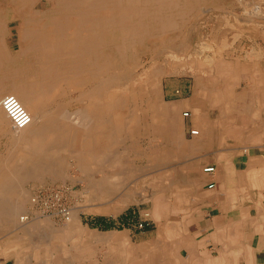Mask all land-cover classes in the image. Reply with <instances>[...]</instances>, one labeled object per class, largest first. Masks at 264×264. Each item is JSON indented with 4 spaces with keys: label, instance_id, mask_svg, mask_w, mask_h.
<instances>
[{
    "label": "bare ground",
    "instance_id": "1",
    "mask_svg": "<svg viewBox=\"0 0 264 264\" xmlns=\"http://www.w3.org/2000/svg\"><path fill=\"white\" fill-rule=\"evenodd\" d=\"M201 1L0 0V100L4 97L3 93L9 92V95H14L31 116L29 124L17 128L6 109L0 104V129L4 133L11 134L10 142H12L9 156L0 163V235H4L0 240V257L8 259L13 256L16 260L15 264H85L72 248L70 250L57 245L55 240L46 242L42 237L43 233L39 232L41 226L50 229V225L47 223V216L42 215V211L41 215H37V210L35 212L33 208L35 198L30 199L29 192L24 189L26 181L40 179L46 175L62 178L65 175L66 166L70 164L68 160L74 159L73 164L82 172V180L86 181L92 189L94 194L91 197L92 200L101 201L93 203L95 207L92 209L99 212L115 213L125 208L131 201V195L134 194L129 190H123L125 193L122 191L124 194H119L121 198L112 199L117 190L124 187V182L134 175L133 171L138 170L136 165L130 162L129 153L130 149L136 151L134 139L141 134L142 129L148 136L160 139L157 145L159 154L154 157L156 161L154 166L159 167L158 172H163L162 165L158 166V163L164 164L171 159L170 156L175 159L177 156L185 154V150L182 148L189 143L185 136L184 113H179L176 103L170 105L163 101L158 79V75H161L159 70H153L147 77L140 78V83H134L135 89L130 87L131 81L128 75L131 71L129 68V70L125 69V71L128 70L127 76L122 73H118V75L114 70L117 69L116 64L119 60L118 64H121L123 59H128L130 56L133 61V54L132 52L128 53V50L134 44L144 45L149 40L160 39L164 42L167 40L169 43L167 46L175 48L168 53L169 56L177 58L181 55L178 46L185 47L187 36L182 35L180 41L179 35H175L174 38L167 35L175 30L185 31L186 27H192L190 20L194 13L200 10L198 4ZM236 1L246 2L245 6H249L252 3L255 4L256 0ZM249 12L257 14L258 8ZM13 26L17 27L19 42L15 51L10 49L8 42L13 32ZM230 26L232 25L230 24ZM233 41L231 42L233 43ZM107 48L111 49L109 61L106 57L108 55ZM192 51L190 52L192 53ZM250 51L254 53L252 50ZM256 52V55H261V51L256 50ZM28 55L32 58L29 64L17 63V60L22 59L21 57L25 58ZM117 58L119 59L115 60ZM213 62H207L208 67L204 69L206 73L213 69L211 68ZM13 63H17L18 66L10 67L11 65H8ZM119 68L121 69V67ZM199 76L201 77V75ZM31 77L32 79H30ZM196 78L198 77L196 76ZM152 81L154 83L150 87L149 83ZM88 86L90 89L86 90ZM195 90L197 91V89ZM65 92L70 94L78 92L77 96L80 98L77 101L76 112L70 115L59 114L54 110V105L59 101L58 96ZM138 100H141L142 103L146 102L145 109L138 107ZM129 107H132L131 111ZM135 108L138 113L134 111ZM144 115L147 121L142 120ZM125 126H130L131 129L129 135L124 134L125 137H123L121 133ZM200 130L196 127L191 129V133L193 136H197L200 134ZM126 139L132 140L129 141L130 144ZM162 139H167V143L171 141L169 145L172 148L168 149L167 145H163V142L166 143V141L161 143ZM137 151L139 153L140 149L138 148ZM145 153L147 154V151ZM209 167L215 168L214 165ZM143 170L141 172L146 171ZM95 172L108 173H102L103 176L96 177ZM202 172H205V168L202 169ZM214 172L215 170L205 173L211 175ZM151 173H145L148 175L145 181H148L150 177L149 181L155 182L154 187L159 188V192L165 191V188L161 187L170 186H172L168 189L170 193L179 192L177 186L179 179L177 180L173 176L166 178V175L169 174H166L163 179L162 176ZM147 194L146 190L140 191L141 198L144 200L153 198L155 202L153 212L160 225V232H170L174 226L171 227L161 220V204L167 195L164 196V193H160L154 197ZM29 199L28 207L26 203ZM31 206L33 207L31 208ZM78 214L77 209L73 211L71 208L64 214V224L60 225L62 233L68 232L71 239H80L81 235H84L95 238V241L102 240L105 242L104 260L109 262L110 256L113 255L115 260L110 263L122 264L120 251L122 249L126 251L127 242L124 240L126 232L111 231L108 232L109 234H105L99 230L91 229L88 225H83ZM171 219L173 218L171 217ZM51 227L53 226L51 225ZM106 246L107 248H105ZM173 248H176L175 244ZM33 249L34 251H32ZM29 250L33 253L31 251L29 253ZM56 252H60L61 256L55 255ZM49 253L51 257H47ZM40 255L45 258H40ZM81 257H85V255H81ZM126 257L127 260L124 261V264L162 263L160 246L149 252V257L145 259L130 260L128 255Z\"/></svg>",
    "mask_w": 264,
    "mask_h": 264
},
{
    "label": "crops",
    "instance_id": "2",
    "mask_svg": "<svg viewBox=\"0 0 264 264\" xmlns=\"http://www.w3.org/2000/svg\"><path fill=\"white\" fill-rule=\"evenodd\" d=\"M245 51L217 58L204 77L192 75L176 102L179 113L189 112L183 118L189 144L181 155L178 195L161 204V220L173 229L138 237L131 227H115L120 211L103 212L93 229L127 232L133 248L160 246V264H264V52ZM196 127L200 134L193 136ZM213 165V174L202 172ZM127 251L130 260L147 254L144 248ZM15 261L0 257V264Z\"/></svg>",
    "mask_w": 264,
    "mask_h": 264
},
{
    "label": "rangeland",
    "instance_id": "3",
    "mask_svg": "<svg viewBox=\"0 0 264 264\" xmlns=\"http://www.w3.org/2000/svg\"><path fill=\"white\" fill-rule=\"evenodd\" d=\"M210 1H211V4L209 5ZM200 3H202V4H200ZM200 3L198 4L200 10L197 11L196 13H194L193 17L191 18L192 20H190L192 23V27H189V26L186 27L185 31L175 30L172 33H169V35H167L168 37L172 36L171 38H174L175 35H179L180 41H181L182 35L187 36L186 37L187 44L185 45V47L178 46L180 49L178 51H180L182 53L181 55H179L177 58L169 56L168 53H170V51L172 52V50H175V48H171V47L167 46L169 44V43H167V40L165 42L161 41L160 39H158L157 41L156 40H149V42L147 43L149 45H147V44L143 45V44L136 43L137 45L134 44V46L129 49L131 51L128 50V53L132 52V54H133L132 60L134 62L131 61L130 56L128 57V59H123L124 64L123 63L118 64V63H120L119 62L120 60H119V61H117V64L115 63L117 65V69H115L114 71H116L117 74L122 73V75L127 76L128 75L127 72L130 69L131 73H129V75H128L130 77L129 80L131 81L130 87L134 88V83H140V80L142 78L147 77L148 74H151L153 70H155V71L159 70L158 72H160L161 75H158V79H159V84H160L161 90H162V99L164 102L172 105V104H175L178 99H180L181 95H183V89H187L188 86H190L192 79H193L192 75L198 76L200 74L202 76L205 73L204 69H205V67H208L209 62H213V60L215 61L217 58H220L224 55L225 56L231 55L232 53H234V55H235V53L241 54V50H244V51L245 50L246 51L252 50L254 52V53H252V55L254 54V56L257 53L256 50L264 52V0H256L255 4L252 3L249 6H245L247 4L246 2L240 3L239 1L237 2L236 0H234V1L233 0H202ZM205 3H207V4L205 5ZM227 4H228V6H227ZM256 8H258L259 14L258 13L256 14L255 12H253V13L249 12L250 10L254 11V9H256ZM224 13L226 14V16ZM236 18H238V19H236ZM233 20H236V21H233ZM237 20H239V21H237ZM243 21H245V22L243 23ZM239 22H241V23H239ZM230 24L232 26H230ZM227 25H229V26H227ZM12 31L13 32L11 33V36L9 37L8 42L10 44V46H9L10 49L12 51H15V50H17L18 45H19L17 27L13 26ZM205 37H207V38H205ZM230 40L231 41L234 40L233 43ZM203 43L204 44L206 43L207 46H206V44H205V46H203L204 45ZM210 45H212V46H210ZM148 46H149V48H148ZM203 47H204V49H202ZM206 47L207 48L210 47V48L207 49ZM254 47H256V48H254ZM108 49H110V48L106 49L107 50L106 52L108 54V55H106V57H107V60L109 61L110 55H111V53H110L111 49L110 50H108ZM151 49H152V51H151ZM136 51H137V53H136ZM190 51H192V53ZM132 54H131V56H132ZM188 54H189V57H187ZM261 54H263V53H261ZM257 55L260 56V54H257ZM27 57H25V58L21 57L22 59L17 60L18 61L17 63H21L24 65L29 64V62L32 60V58L30 55H28ZM205 57H207V58H205ZM125 58H127V57L125 56ZM118 59L119 58H117L115 60H118ZM204 59H206V60H204ZM208 59H210V60H208ZM211 59H212V61H211ZM17 63L8 64V65L9 66L11 65L10 67H14V66H18ZM154 64H155V66H154ZM123 66H124V68H123ZM119 67H121V69ZM202 67H204V68H202ZM123 69H124V71H123ZM125 69H128V70L125 71ZM169 69H170V71L171 70H173V71L170 72ZM32 77L30 79H32ZM104 82H106V81H104ZM153 83H154V81L149 83L150 87L153 86ZM87 88L90 89L89 86L86 87V90H88ZM168 89H172L171 91H173V93H170L169 91H168L169 92L168 93L167 92ZM180 89L182 90V93H181ZM6 94L9 95V92L3 93L2 96H6ZM77 94H78V92H75L73 94H70L69 92H65L62 95H59L58 100L60 102L57 101V104L54 105V110H56V112L59 114L65 113V114L70 115V114L75 113L77 110L76 107L78 105L77 101H78V99H80L77 96ZM167 94H168V96H167ZM138 101H139L138 107H142V108L144 107L143 109H145V105H147L146 102L142 103L141 100H138ZM131 102L133 103V101H131ZM58 104L60 105V107ZM129 108L131 111L132 107H129ZM134 111L136 113H138L136 108L134 109ZM134 111H133V113H135ZM183 116H185V112H184ZM188 116H189V112H188V115L185 117H188ZM142 120L147 121V118H145V115L143 116ZM12 127H13V125H12ZM130 129H131L130 126H125L123 128V131L121 133L123 135V137H125V135H127V134L129 135ZM144 133H145L144 129H142L141 134H139L134 139L135 140L134 142L136 143V146H134V148L136 147L135 148L136 151L130 149V153H129V159H131L130 162L133 163L134 165H136V167L139 171L135 169L133 171V172H135L134 175L129 177L127 179L128 181L124 182V187H120V189L117 190V192L113 195L114 198L112 197V199H114V200L121 198L120 195L125 193L123 190H125V191L129 190L130 193L131 192L134 193L133 196L131 195V201H130L131 203L129 202V204L126 205L125 208L120 210L119 215H118L119 218L114 219V224H115L116 228L131 227L133 233L138 234V237L139 236L144 237L147 235L150 236L151 234H155L157 232L159 233V236H160L161 232H160V230L158 231V228H160V225H158L159 223L156 221L157 219L155 218L156 219L155 220L152 217V216H154V212H153L152 208H153L155 202H154L153 198H150L148 200L147 199L144 200L143 198H141L140 191L146 190V192L148 193L147 194L148 196L153 195L154 197H155V195H160V193H164V196L167 195V196H165V198H168V199H173L175 196H177L178 195L177 193L172 194L168 190L172 186L167 187V188L161 187V188H165V191L159 192V188L154 187L155 182L149 181L150 177H149L148 181L147 180L145 181V179L148 178V175H145V173L147 174V172H152L151 173L152 175H156V176L160 175V176H162L163 179H164L166 174H169V175H166V178L168 176H170V177L173 176L177 180L179 179L178 180L179 182H177V184L181 185L183 183V176H182L183 172H179V170L181 171L180 163H181V157L182 156H180V155L177 156L176 157L177 159L176 158L173 159L174 157L170 156L171 159L169 161L165 162L164 164L158 163V166L161 164L162 165L161 169H163V172H158L159 167H157V165L154 166V163L156 162L154 160V157L159 154V146H157V145H158L160 139L158 137H155V136H148L146 133L145 134ZM190 134L192 135L191 130H190ZM126 140L129 144L132 141V140L130 141L128 139H126ZM10 141H11V134L10 133H4V131H1V129H0V163L9 156V153L11 150L10 146L12 145V142H10ZM9 143H11V144L9 145ZM168 145H167L168 149L172 148L171 145H169V146ZM138 148L140 149L139 153L137 151ZM6 149H8V150H6ZM182 150H183V148H182ZM6 151H8V152L5 153ZM146 151H147V154L145 153ZM136 154H138V155H136ZM169 154L171 155V153H169ZM68 161H69L68 163H70V164L67 163L68 165L66 166V171L64 173L65 174L64 177L53 178V177H50L49 175H46L40 179H31L29 181H26L25 182L26 184L24 183L26 185L24 187V189H26L27 192H29L30 199L36 198V200L35 199L33 200L34 207L31 206V208L33 207L35 212H36V210L38 211L37 215H41V211H42V215L47 216V223L50 225L49 226L50 229H48V227H46V226H41L40 231L39 230L38 231L43 233L42 237L45 238L46 242H50L51 240H55L56 241L55 243L57 245L64 246L66 249L72 248L73 250H75L74 252H76L79 255V259H81L82 262L84 261L85 264H112L110 262L115 260L113 255L110 256L109 262H106L104 260L105 257L103 256V252H104L103 247L105 246V242H103L102 240H100V241L96 240L95 241V238L87 237V236L85 237L84 235H81L80 239H71V236L68 234V232L62 233V226L64 224L63 222H64V218H65V216L62 217V210L64 208H69V209L71 208V209H73V211L75 209H77L79 211L78 215L81 217L83 225L84 226L88 225L91 229H93L94 227L95 228L97 227L96 224H97L98 218H101V216H102L101 214L104 212V211L99 212V211H95L92 209L95 207V204H93V203L97 202L98 200H95V201L92 200L91 197H93V195H94L92 192V189L86 181L82 180L83 179L82 178V172L77 169L76 165L73 164L75 160L70 159ZM149 165H151V166L147 167ZM143 169L146 171H144ZM142 170L144 172H141ZM165 171H168V172H165ZM102 173L107 174L108 172H97V173L95 172V176L101 177V176H103ZM87 184H88V186H87ZM166 186H167V184H166ZM132 197H133V199H132ZM171 197H173V198H171ZM30 199L26 203V205L28 207L30 205L29 204ZM132 201H133V203H132ZM98 202H101V201H98ZM108 218H112V217L108 214H105L104 219L108 220ZM126 219H127V222L129 221V224H127V222H124V220H126ZM52 220L54 223L50 222ZM108 222H109V220H108ZM51 225L53 227H51ZM60 225H62V226H60ZM59 226H60L61 230H59L60 229ZM56 228L57 229L59 228V229L57 230ZM109 228H110V226L108 228H103V229L106 230ZM95 230H97V229H95ZM109 232H111V231H109ZM104 233L109 234L108 232H104ZM51 234H52V236H51ZM3 236L4 235H2V236L0 235V240H1V237H3ZM47 239H49V240H47ZM124 240H125V242H127V244H126V251L124 249H122L120 251V253H121L120 262L123 261L122 264H124V261L127 260V257L125 258V256H127V255L129 256L127 250L134 253L135 250L139 251L140 249L144 248L145 251L147 252L146 256H142V257L140 256L137 258L138 259L139 258L145 259V258H147V256H149L150 251H148L147 248H145V247H139V248L134 247L133 248V246L132 247L129 246V245H131V243L129 241L127 232H126V236H125ZM87 242H88V244H87ZM71 246H73V247H71ZM90 246L92 247V249ZM105 248H107V246ZM80 249H82V251H80ZM30 251L31 250H29L28 252L30 253ZM32 251H34V249ZM58 254H59V256H61L60 252L55 253V255H58ZM81 255H85V257H81ZM47 257H51V254L50 253L47 254ZM130 257L131 256H129V259H130ZM27 258H29V257H27ZM40 258H45V257L40 255ZM137 258H134V260H137Z\"/></svg>",
    "mask_w": 264,
    "mask_h": 264
},
{
    "label": "built area",
    "instance_id": "4",
    "mask_svg": "<svg viewBox=\"0 0 264 264\" xmlns=\"http://www.w3.org/2000/svg\"><path fill=\"white\" fill-rule=\"evenodd\" d=\"M243 1V0H240ZM0 104L6 109L11 121L14 126L17 128H22L29 124L31 121L30 113L27 109L19 102V100L14 95H6L0 100ZM188 115V112H185V116ZM194 132V131H193ZM193 134V133H192ZM214 167L205 168V172H213ZM213 186V184H210ZM36 200V198H35ZM69 208H64L62 210V217L67 213Z\"/></svg>",
    "mask_w": 264,
    "mask_h": 264
}]
</instances>
